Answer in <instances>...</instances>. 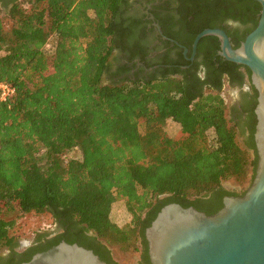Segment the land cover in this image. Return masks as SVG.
Here are the masks:
<instances>
[{
    "label": "trees",
    "instance_id": "1",
    "mask_svg": "<svg viewBox=\"0 0 264 264\" xmlns=\"http://www.w3.org/2000/svg\"><path fill=\"white\" fill-rule=\"evenodd\" d=\"M128 2L15 0L1 9L0 82L16 89L0 101V249H11L9 264L29 261L63 239L93 249L108 264H119L109 249L114 244L138 252L135 264H152L145 229L164 205L212 214L223 196L238 194L224 181L247 186L254 178L258 92L252 85L246 136L228 116L224 91L250 81V69L218 56L219 39L208 35L198 45H209L204 67L196 63L194 72L176 67L148 79H115L128 69L110 72L113 51L127 45ZM260 9L254 0H182L184 32L170 35L186 43V33L193 42L224 16L250 20L254 28ZM170 119L180 125L175 136L166 131ZM75 149L82 155L76 165L64 158ZM119 200L131 216L123 226L112 219ZM22 211L47 215L63 231L51 239L48 231L37 233L18 252L13 229Z\"/></svg>",
    "mask_w": 264,
    "mask_h": 264
},
{
    "label": "water",
    "instance_id": "2",
    "mask_svg": "<svg viewBox=\"0 0 264 264\" xmlns=\"http://www.w3.org/2000/svg\"><path fill=\"white\" fill-rule=\"evenodd\" d=\"M259 20L239 47L222 28H206L193 42L218 37L219 54L247 66L258 92L254 140L258 161L250 186L241 195H227L223 206L207 214L193 206L164 205L145 229L152 264H264V0ZM187 51V50H186ZM21 264H108L92 249L62 240Z\"/></svg>",
    "mask_w": 264,
    "mask_h": 264
},
{
    "label": "flooded vegetation",
    "instance_id": "3",
    "mask_svg": "<svg viewBox=\"0 0 264 264\" xmlns=\"http://www.w3.org/2000/svg\"><path fill=\"white\" fill-rule=\"evenodd\" d=\"M14 1L0 0V6L2 7L4 4L11 6ZM181 2L182 0H129V5L125 7L123 14L126 18L125 25H129L130 27L127 33V45L126 48L118 46L113 51L110 72H118L120 66L123 65H126L128 69L118 73L115 79H121L126 76L133 77L135 75L148 79L153 74H161L166 69L176 67L194 72L197 68L195 66L196 63L199 68L204 67L205 55L209 48L207 43H204L200 48H198V43L194 53V40L193 42H189L186 33L182 34L186 43L170 35L184 32L179 25V20L182 17L180 11ZM165 19H168V21L165 23L166 27L163 28L161 21ZM216 27L222 28L227 32L234 48L239 47L247 34L255 28H253V23L250 20H242L232 16H224ZM219 50L220 43L217 55L221 56ZM223 59L226 60L225 58ZM252 85L251 75L250 81L247 80L243 85L238 83L227 85L233 91V99L229 103V114L238 122L240 131L245 132L246 136L249 134L250 110L255 101ZM242 137L244 138V136ZM236 195L241 194L238 193ZM225 196L222 197V203ZM213 197L212 193L205 196L204 200L211 201ZM193 207L195 206L193 205ZM195 208L198 209L197 207ZM198 210L207 213L204 210ZM62 231L60 224H56L53 230L48 231L47 238L51 239ZM88 235H92V233L88 232ZM35 238L24 248H20V243L15 250L20 252L27 249L35 243ZM10 253H12L10 248H6L5 251L0 252V264L10 263V258H8Z\"/></svg>",
    "mask_w": 264,
    "mask_h": 264
},
{
    "label": "rangeland",
    "instance_id": "4",
    "mask_svg": "<svg viewBox=\"0 0 264 264\" xmlns=\"http://www.w3.org/2000/svg\"><path fill=\"white\" fill-rule=\"evenodd\" d=\"M4 8L0 6V14L3 15V11L1 10ZM55 38L51 37L48 43L45 46V50L48 53H51L54 48ZM105 83H110V79L105 78ZM224 91L227 95L228 104L232 101V89L229 88L227 85L224 87ZM229 114V110H228ZM230 117V114L228 115ZM140 129L143 131L144 127L141 125ZM180 130V125L175 122L174 120L170 119L167 121L166 124V131L170 136H175ZM241 142L243 143V137H240ZM82 155L81 152L77 149L71 151L67 155H65V160L75 159L74 164H77L76 159H81ZM76 167V166H75ZM223 187L228 190L236 191L239 194H242L246 191V189L250 186H243L236 184L233 180H226L222 183ZM1 207V206H0ZM23 212L22 218L18 219L16 226L13 229L14 236L19 239L21 243L20 248H24L28 246L36 237L37 233L51 231L56 227V224L53 220L47 215H30L25 214ZM130 214L127 212L125 204L123 201L119 200L113 205L112 210V219L118 223L119 225H125L130 221ZM109 249L112 252V255L115 260L119 262V264H135L140 259V254L138 252H133L122 248L118 244L109 245ZM6 247L0 249V252L5 251Z\"/></svg>",
    "mask_w": 264,
    "mask_h": 264
},
{
    "label": "built area",
    "instance_id": "5",
    "mask_svg": "<svg viewBox=\"0 0 264 264\" xmlns=\"http://www.w3.org/2000/svg\"><path fill=\"white\" fill-rule=\"evenodd\" d=\"M16 94L14 86L7 82H0V101H8Z\"/></svg>",
    "mask_w": 264,
    "mask_h": 264
}]
</instances>
